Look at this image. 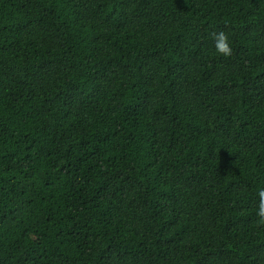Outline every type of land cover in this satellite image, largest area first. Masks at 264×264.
<instances>
[{"label": "trees", "instance_id": "obj_1", "mask_svg": "<svg viewBox=\"0 0 264 264\" xmlns=\"http://www.w3.org/2000/svg\"><path fill=\"white\" fill-rule=\"evenodd\" d=\"M260 190L264 0H0V264H264Z\"/></svg>", "mask_w": 264, "mask_h": 264}, {"label": "clouds", "instance_id": "obj_2", "mask_svg": "<svg viewBox=\"0 0 264 264\" xmlns=\"http://www.w3.org/2000/svg\"><path fill=\"white\" fill-rule=\"evenodd\" d=\"M215 40V52L219 56L228 58L232 55V47L228 36L224 32H218L214 35ZM259 207L256 212L257 217L261 223H264V190H260L259 193Z\"/></svg>", "mask_w": 264, "mask_h": 264}]
</instances>
